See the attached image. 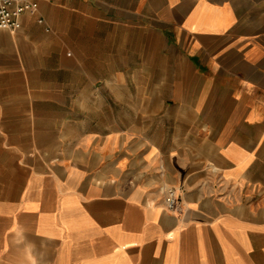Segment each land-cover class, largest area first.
<instances>
[{
	"label": "crops",
	"instance_id": "0c3cea01",
	"mask_svg": "<svg viewBox=\"0 0 264 264\" xmlns=\"http://www.w3.org/2000/svg\"><path fill=\"white\" fill-rule=\"evenodd\" d=\"M27 1L0 264H264V0Z\"/></svg>",
	"mask_w": 264,
	"mask_h": 264
},
{
	"label": "built area",
	"instance_id": "2783aa9c",
	"mask_svg": "<svg viewBox=\"0 0 264 264\" xmlns=\"http://www.w3.org/2000/svg\"><path fill=\"white\" fill-rule=\"evenodd\" d=\"M36 7L27 0H0V30L16 32L20 29V17ZM164 203L169 212L177 211V198L173 189H164Z\"/></svg>",
	"mask_w": 264,
	"mask_h": 264
}]
</instances>
